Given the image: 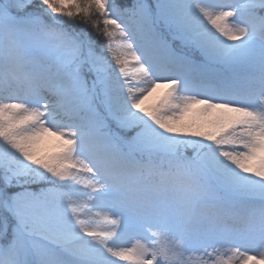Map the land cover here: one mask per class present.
Here are the masks:
<instances>
[{
	"label": "snow or ice",
	"instance_id": "6c2138e0",
	"mask_svg": "<svg viewBox=\"0 0 264 264\" xmlns=\"http://www.w3.org/2000/svg\"><path fill=\"white\" fill-rule=\"evenodd\" d=\"M0 264H264V0H0Z\"/></svg>",
	"mask_w": 264,
	"mask_h": 264
}]
</instances>
